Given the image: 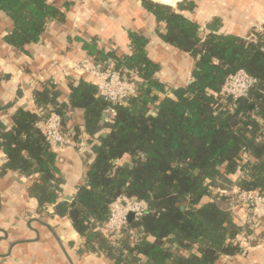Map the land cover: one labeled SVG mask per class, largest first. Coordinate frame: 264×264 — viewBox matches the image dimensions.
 <instances>
[{
  "label": "trees",
  "instance_id": "trees-1",
  "mask_svg": "<svg viewBox=\"0 0 264 264\" xmlns=\"http://www.w3.org/2000/svg\"><path fill=\"white\" fill-rule=\"evenodd\" d=\"M69 6L59 8L55 0H0V10L14 26L5 42L20 50L38 43L49 22L65 20ZM143 6L165 24L160 38L195 59L192 82L179 87L161 82L146 39L130 32V55L98 52L96 61L142 77L138 93L105 119L110 104L98 96L95 84L71 79L66 104L48 81L34 92L37 110L19 108L11 128L0 121L5 155L0 173L30 178L36 214L56 205L54 213L71 220L85 248L99 250L114 264H215L221 256L243 253L237 237L252 232L229 208L231 185L264 193V33L252 40L207 33L184 14L195 9L193 2L173 8L143 0ZM239 69L257 84L243 98L221 97L225 79ZM75 109L84 111L94 157L85 182L66 202L58 154L35 123L53 111L64 125ZM121 194L146 200L149 209L131 223L143 229L142 241L133 244L125 237L121 247H114L96 224L106 221L109 204Z\"/></svg>",
  "mask_w": 264,
  "mask_h": 264
},
{
  "label": "crops",
  "instance_id": "crops-1",
  "mask_svg": "<svg viewBox=\"0 0 264 264\" xmlns=\"http://www.w3.org/2000/svg\"><path fill=\"white\" fill-rule=\"evenodd\" d=\"M151 1L173 8L193 2L195 9L184 14L207 33L245 38L264 27V0ZM55 2L62 9L70 4L65 10V20L49 22L40 41L24 50L5 42V36L14 26L12 19L0 10V121L7 128L12 127V116L19 108L37 110L34 92L42 90L48 81L57 85L66 104L69 103L71 79L95 84L91 76H80L72 72L70 66L84 58L97 60L98 52L130 55V32L146 39L147 53L160 67L156 77L161 82L179 87L191 81L195 59L160 38L165 24L158 23L145 9L143 0ZM213 25H217L216 28H212ZM41 111L43 109L38 110ZM84 124V111L70 110L64 128L71 142L87 143L89 136ZM100 134L105 136L106 131ZM54 150L64 179L61 200L71 202L77 187L85 182L94 154L89 146L86 152L74 146ZM4 162L5 155L0 147V167ZM32 182L16 172L0 173V264H114L99 250L85 248L86 240L73 228L71 220L54 213L56 205L48 207L41 215L36 214L37 200L29 192ZM236 184L234 182L231 187ZM233 213L236 222L247 223L245 209L237 207ZM246 234L250 237L242 240L243 253L221 256L215 264H264V225Z\"/></svg>",
  "mask_w": 264,
  "mask_h": 264
},
{
  "label": "built area",
  "instance_id": "built-area-1",
  "mask_svg": "<svg viewBox=\"0 0 264 264\" xmlns=\"http://www.w3.org/2000/svg\"><path fill=\"white\" fill-rule=\"evenodd\" d=\"M264 33L263 28L252 31L246 40L255 39L258 34ZM72 72L80 76H91L97 88V94L110 104L106 110V119H110L116 114V107L125 105L127 101L138 93L144 79L136 73H123L122 70L115 69L113 63H99L93 58H84L78 63L70 66ZM257 84V79L251 76L246 70L239 69L229 75L219 92L221 97H232L237 100L247 96L249 90ZM172 96L171 92L167 93ZM38 129L45 131L51 147L64 149L68 146L77 147L80 152L88 151L87 143H73L69 134L65 131L63 117L57 112L41 114L35 123ZM226 193V191H221ZM241 207L247 212V224L252 233L254 230L264 225V193L258 194L251 191L241 190L237 185L231 188L229 193V208L233 210ZM149 209L146 200L137 197H129L121 194L115 198L108 209V216L105 222L97 223V230L103 234L114 247H121L123 238H129L133 243H139L145 236L143 229L132 227V222H139ZM133 219L129 222V216ZM247 232H242L237 238L240 244L242 240H248ZM126 252V251H125Z\"/></svg>",
  "mask_w": 264,
  "mask_h": 264
},
{
  "label": "water",
  "instance_id": "water-1",
  "mask_svg": "<svg viewBox=\"0 0 264 264\" xmlns=\"http://www.w3.org/2000/svg\"><path fill=\"white\" fill-rule=\"evenodd\" d=\"M191 82H192V81H190L189 84H190ZM68 199H70V198L68 197ZM132 219H133V217H132V215H130V216H129V222H131Z\"/></svg>",
  "mask_w": 264,
  "mask_h": 264
},
{
  "label": "bare ground",
  "instance_id": "bare-ground-1",
  "mask_svg": "<svg viewBox=\"0 0 264 264\" xmlns=\"http://www.w3.org/2000/svg\"><path fill=\"white\" fill-rule=\"evenodd\" d=\"M163 2L167 3L168 1L167 0H163Z\"/></svg>",
  "mask_w": 264,
  "mask_h": 264
}]
</instances>
